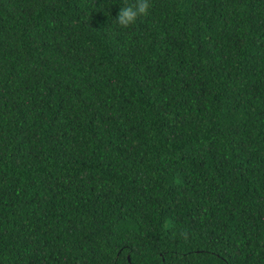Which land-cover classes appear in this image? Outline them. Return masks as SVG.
<instances>
[{
  "label": "trees",
  "instance_id": "1",
  "mask_svg": "<svg viewBox=\"0 0 264 264\" xmlns=\"http://www.w3.org/2000/svg\"><path fill=\"white\" fill-rule=\"evenodd\" d=\"M0 0V264H264V0Z\"/></svg>",
  "mask_w": 264,
  "mask_h": 264
},
{
  "label": "clouds",
  "instance_id": "2",
  "mask_svg": "<svg viewBox=\"0 0 264 264\" xmlns=\"http://www.w3.org/2000/svg\"><path fill=\"white\" fill-rule=\"evenodd\" d=\"M150 0H122L116 13L115 23L123 28L133 26L138 18L149 12Z\"/></svg>",
  "mask_w": 264,
  "mask_h": 264
}]
</instances>
